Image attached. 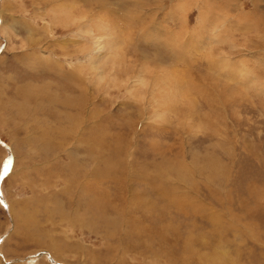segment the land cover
Instances as JSON below:
<instances>
[{
  "label": "rangeland",
  "instance_id": "1",
  "mask_svg": "<svg viewBox=\"0 0 264 264\" xmlns=\"http://www.w3.org/2000/svg\"><path fill=\"white\" fill-rule=\"evenodd\" d=\"M0 264H264V0H0Z\"/></svg>",
  "mask_w": 264,
  "mask_h": 264
}]
</instances>
